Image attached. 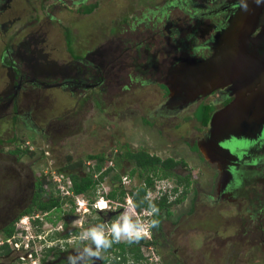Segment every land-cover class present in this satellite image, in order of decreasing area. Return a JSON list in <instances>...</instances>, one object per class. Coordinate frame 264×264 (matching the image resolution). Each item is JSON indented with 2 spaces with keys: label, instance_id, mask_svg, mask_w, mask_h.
I'll list each match as a JSON object with an SVG mask.
<instances>
[{
  "label": "rangeland",
  "instance_id": "374dc122",
  "mask_svg": "<svg viewBox=\"0 0 264 264\" xmlns=\"http://www.w3.org/2000/svg\"><path fill=\"white\" fill-rule=\"evenodd\" d=\"M47 1L52 3L56 0H45V3ZM61 1L73 5V10H63L60 1L56 2L54 15L59 22L53 24L55 29L53 26L52 30L55 33L50 44L57 46L59 55L65 52L68 55V46L72 54L79 51L85 53L102 42L125 34L121 20L127 16H136L138 19L147 12V17L153 20L159 15L155 11L171 2L131 0L127 3L126 0H103L91 12L88 11L91 6L84 8L89 12L87 15L77 10V0ZM85 1L93 3L95 0ZM40 2L42 0H35L38 7ZM65 23L67 25H63ZM114 26L118 31L113 30ZM63 28L72 31L74 35L69 42L68 39L66 42V36L62 33ZM125 28L127 29L126 26ZM185 44L189 46V42ZM176 50L177 46H174L172 51ZM123 76L125 82L117 84L111 80L104 86L98 93V103L90 99L89 91L71 94L60 89L40 90L35 97L29 95V99L32 96L35 104L32 109L34 124L19 123L15 127L11 125L10 115L1 118L0 240L4 239L1 233L3 226L30 203L35 180L44 171L46 173L49 167L57 168L79 161L85 165L89 155H101L103 159H107L104 163L108 164L113 159L117 166L107 178L111 188H119L118 177L127 174L132 176L131 186L138 188L145 174L142 173L141 176V170L135 169L136 165L125 157V152L144 150L163 159L172 157L180 160L182 163L177 166V170L182 175L191 174L192 185L186 199L171 206L170 215L162 222L164 237L167 235L171 239L170 247L165 244L164 237H161L158 230L151 226L147 230L148 226L145 225V231L152 238V230L160 245L158 248L152 245V249L146 248L143 251L145 259L142 264H163L165 260L168 264H264V210L257 218L249 221V214L243 212L240 204H213L207 198L208 193L216 194L217 176L215 166L202 159L200 153L192 147L194 140L201 137L205 130L195 116L197 103L179 113L155 115V111L164 102L160 87L152 84L141 86L136 81L126 86L127 73ZM85 96L88 99L84 100ZM148 119L150 122L145 121ZM34 126L42 129L44 134L36 131ZM15 136L18 140L12 142L11 139ZM17 148L28 151L18 157L11 153ZM48 188L52 190L49 192L60 195L54 187ZM101 190L104 191L97 188L95 194L86 197L93 201L100 196ZM104 206L102 205L103 208ZM71 209L64 206L58 211L54 210L45 217L42 224L32 222L29 229H23L24 234H16L19 247L15 243L11 244L10 252L6 257L0 258V264H48L65 259L78 246L72 244L69 251L63 249L56 257L55 252L53 255L47 253L45 247L55 245L61 248L65 244L63 238L50 239L53 231L65 233L79 228V235L82 229L93 224L106 226L104 218L108 213L105 211L92 210L84 219L77 215L72 220L73 211H68ZM67 216L68 221L64 218ZM65 220L69 223L68 228L63 226ZM46 221L48 224L44 223ZM143 223L146 224L144 221ZM61 225L60 229H56ZM73 238L68 240L69 244ZM52 239L55 241H51ZM145 239L150 240L146 236ZM177 254L179 259L176 258ZM101 257L103 259L102 254ZM101 259L90 261V264H99Z\"/></svg>",
  "mask_w": 264,
  "mask_h": 264
},
{
  "label": "flooded vegetation",
  "instance_id": "af4514ba",
  "mask_svg": "<svg viewBox=\"0 0 264 264\" xmlns=\"http://www.w3.org/2000/svg\"><path fill=\"white\" fill-rule=\"evenodd\" d=\"M57 1H60L63 10H73V5L61 0L52 3L48 1L45 3V0H42L39 7L35 4V0H25L24 2L21 0H0V120L10 115L11 125L15 127L19 126V123L34 124L32 109L35 104L32 96L29 99V95L35 97L40 90L47 91L49 89L66 90L71 94L89 91L90 99L98 103V93L111 80L117 84L125 82L123 80L124 73H127L128 77V82L124 84L126 86L136 81L141 86L152 84L160 87L162 95L164 94V102L155 111V115L179 113L184 109L168 107L166 104L169 97V88L166 82L170 80L172 70L186 59L210 57L214 53L215 35L227 26L228 19L236 10L230 0H171L155 11L159 15L153 20L147 17V12L138 19L136 16L132 18L127 16L122 19L121 25H124L122 30L125 32L123 35L102 42L85 53L79 51L77 54H72L70 47L66 44L69 50L68 55L66 52L59 55L57 46L50 44V39L54 37L53 33H55V30H52L53 26L55 22H59L54 15ZM102 1L95 0L93 3H86L85 0H77L76 3L79 5L77 10L88 15V11L92 10L85 11L84 8L94 6L96 9ZM130 1L126 0L125 2L130 3ZM122 5L124 6V4ZM262 24H264V16ZM63 25H67V23ZM63 29L66 30L62 32L64 37L66 36V42L67 39L69 42L74 35L72 31ZM113 30L118 31L115 26ZM122 30L119 29V31ZM186 42H189V46H186ZM174 46H177V50L173 52ZM233 98L234 95L230 94L228 87L219 88L195 102L197 103L196 110L202 103L213 105L212 117L216 111L229 104ZM83 99L88 98L85 96ZM145 121L150 122V119ZM209 124L207 127L201 124V127L205 129L204 134L194 140L192 147L197 145L199 148L198 144L207 138ZM34 128L44 134L42 129L39 130L36 126ZM243 143L246 144L244 148H248L247 152L241 153L239 170L233 171L236 173V178L232 182V186H228L225 190L219 189L221 176L219 165L225 161L212 163L204 158L200 150L193 149L200 153L202 159L216 168V194L208 193V200L213 204L221 202L240 204L241 207H244H242L243 212L249 214L248 219L251 221L264 210V140L261 141V138H258L252 142ZM175 169L177 170V167ZM178 173L180 172L178 171ZM33 187L35 189L34 184ZM47 213L49 215L52 212ZM244 213L243 215H245ZM68 216L71 217V215ZM68 216L64 217L67 221ZM76 216L74 215L71 219L75 220ZM108 218L115 220L116 217H111L108 214L104 221ZM37 220L43 221L37 218L33 223L38 222ZM66 220L63 226L68 228L69 223L67 224ZM76 229L79 230V228H75L65 232L70 236L67 242L61 245L60 254L63 249L69 251L72 244V246H79V235ZM85 229H82L81 232ZM50 231L51 229L48 230L49 233ZM56 231L58 232V230ZM54 233L56 232L53 231L50 239L54 238ZM151 233L153 236L151 239L157 240V245L154 246L158 248L160 241L154 237L152 230ZM162 233L161 237H164V232ZM72 236L76 239L69 244L68 240ZM164 240L165 244L170 247L171 239L166 235ZM121 241L127 240L122 239ZM53 247L58 246L50 245L44 249L53 255L54 249L49 252L46 250ZM101 254L103 259L99 264H102L107 256H110L107 264H112L113 252L107 253L106 250H103ZM6 255L1 254L0 258H4ZM178 257H180L179 254L176 255L177 259H179ZM63 260L66 261L65 264H68L66 258ZM60 261L58 259L48 264H61ZM178 261L176 260V262ZM114 262V264L137 263L132 257L123 259L121 256L116 257ZM163 264H168L167 260L163 261Z\"/></svg>",
  "mask_w": 264,
  "mask_h": 264
},
{
  "label": "water",
  "instance_id": "95a60500",
  "mask_svg": "<svg viewBox=\"0 0 264 264\" xmlns=\"http://www.w3.org/2000/svg\"><path fill=\"white\" fill-rule=\"evenodd\" d=\"M230 3L236 10L215 35L214 53L206 59H186L166 82V104L172 108L184 109L219 88L228 87L234 95L213 114L208 136L198 144L205 159L225 161L219 165V189L224 190L232 186L241 153L247 152L243 142L264 140V2Z\"/></svg>",
  "mask_w": 264,
  "mask_h": 264
},
{
  "label": "trees",
  "instance_id": "16d2710c",
  "mask_svg": "<svg viewBox=\"0 0 264 264\" xmlns=\"http://www.w3.org/2000/svg\"><path fill=\"white\" fill-rule=\"evenodd\" d=\"M94 9V6H92L89 10ZM214 110V106L210 104L202 103L198 109L195 111V116L197 120L202 124V126L207 127L211 114ZM18 140V137L15 136L11 139L12 142H15ZM1 141V140H0ZM29 145V144H28ZM29 148V147H28ZM195 150L199 151V148L197 145H194L193 147ZM28 150H21L20 148H17L16 150L11 151V153L17 155L20 157L23 153H26ZM125 157L134 162L136 165L135 169L141 170V176L142 173H144V178L148 181L150 184L152 182V179L149 177V174L151 172L159 173L162 176L169 177V176H176V181L179 184H183L185 186V190L179 198L174 200L173 202H168L167 198H163L159 202L152 203L155 205V207L158 209L157 213H154L153 219H156L159 221L158 227H153L152 229H156L161 233V236H163V228H162V222L163 220L168 217L171 213V206L174 204L181 203L184 201L187 197V194L189 192V188L192 185L191 180V174L188 175H182L178 173V171L175 169L177 166H179L182 162L180 160H176L175 158L169 157V158H161L160 156H157L155 154H150L147 151L139 150V151H132L127 150L125 152ZM88 159H93L97 161L96 171H99L103 164H106L104 162H107V159H103L101 155H89ZM103 162V163H102ZM51 166V165H50ZM56 169L59 173H63L66 176H69L73 180V190L77 194H84V195H91L95 194V191H97L98 185L101 183V181L104 179V176L107 174H110L114 167L109 168L102 172L99 177H95L93 173H87L85 172V166L84 163L79 161L78 163H68L63 164L60 167H49V172H51L52 169ZM117 168V166H115ZM41 174L37 180H35L34 185L35 189L31 198V202L22 210L20 211L7 225L3 227L1 230V233L4 236V239H7L11 236H13L16 233V226L15 223L21 219L23 216L32 214V213H45V212H53L58 211L63 208V205L65 204L66 199H64L60 195H55L52 192L50 188L47 189V187H54L52 182V175L50 173ZM134 172L132 171V174ZM118 176H115L117 178ZM120 177H118L119 179ZM134 198L135 206L138 210H141L143 207H149V203L145 198L146 194V188L145 187H138L135 192H131ZM126 195L124 189L120 188H114L109 193V197L112 199H118L120 201H124V196ZM37 211V212H36ZM68 211H73L68 210ZM49 220H52L49 218ZM35 224H42L43 222H40L37 220ZM53 221V220H52ZM76 232L78 233L79 230L76 229ZM69 233H61L56 232L53 234L54 238H63L65 240V243L67 242V239L69 237ZM154 237H157L154 233ZM111 239V237H109ZM157 240H146L145 237H141L139 240H135L133 242L128 241H119L115 243L112 242L111 246L106 249L107 253L113 252L114 260L112 261V264H114L116 257L121 256L123 259H127L129 257H132V259L139 263L142 262L145 259V256L143 254L142 247L148 246V245H156ZM55 250L56 256H59L61 249L58 247L48 248L46 249L48 252ZM10 244L5 243L0 247V255L1 254H8L10 252ZM110 260V256L105 257L102 264H107ZM65 260H61V264H65Z\"/></svg>",
  "mask_w": 264,
  "mask_h": 264
},
{
  "label": "built area",
  "instance_id": "2783aa9c",
  "mask_svg": "<svg viewBox=\"0 0 264 264\" xmlns=\"http://www.w3.org/2000/svg\"><path fill=\"white\" fill-rule=\"evenodd\" d=\"M85 172L87 173H93L95 177H99L102 172L109 168H113L112 171L116 170L113 159L109 160L108 164H105L101 167L99 171H96L97 162L93 159H88L85 162ZM111 171V172H112ZM49 172V169L46 170V173ZM52 175V182L54 189L57 190V192L62 196L64 199H66L65 204L63 205L69 208L73 209L74 215H80L81 217H85L86 214L92 212V210L95 211H105L109 214V216H117L120 213H123L125 211H128L130 214L133 215V217H139L142 221H144L148 226L147 230L150 229V224L153 218L154 213L151 211L149 207H143L141 210H138L134 203V198L131 192H135L137 188H134V185L131 186L132 183V176L127 175H121L120 178L117 180L119 188L124 189L126 195L124 196V201H120L118 199H112L108 195L111 192L112 189L111 185L108 182V177L110 174H107L104 176V179L101 181V183L98 185V188H102L104 191L101 190L100 196L96 197V199H93L91 201L89 198L86 197L84 194H77L73 190V180L66 176L63 173H59L56 169H52L51 172H49ZM150 178L152 179V182L149 184L146 179H143V181L140 183V186H143L146 188V194L145 198H147V201H151L152 203L159 202L163 198H167L168 202H173L180 196H182L185 186L183 184H179L176 181V178L174 177H163L159 174L151 173ZM102 205H105V208H102ZM71 209V210H72ZM75 210V211H74ZM122 211V212H121ZM48 213H32L23 216L21 219H19V222L16 223V233L7 238L0 240V247L5 244L9 243L10 245L15 243L16 247H19V242L15 239L16 234L22 235L24 234L23 229H29L30 225L34 220L39 218L40 220L45 221V216ZM115 220H111L108 218V220H105V228L106 230L109 228V226L112 224V222ZM48 224V222H44ZM34 224V223H33ZM20 227V228H19ZM62 225L57 227V229H60ZM59 231V230H58ZM144 237H148L151 240L150 235L147 231H145ZM74 237V236H72ZM71 240V238L69 239ZM75 240V237L73 238ZM72 240V241H73ZM26 245H29L28 242H26ZM146 248L152 249V245L143 246L142 250L145 251Z\"/></svg>",
  "mask_w": 264,
  "mask_h": 264
},
{
  "label": "clouds",
  "instance_id": "9594fccd",
  "mask_svg": "<svg viewBox=\"0 0 264 264\" xmlns=\"http://www.w3.org/2000/svg\"><path fill=\"white\" fill-rule=\"evenodd\" d=\"M256 2L261 3L264 0H256ZM148 203L151 211L157 213L158 209L155 205L151 201H148ZM150 226L158 227L159 221L153 219ZM145 227L139 217H133L128 211L121 213L107 230L103 224H93L80 232L79 246L68 254L66 257L67 262L68 264H90V261L99 260L102 258V251L108 249L113 241L119 242L122 239H126L128 242H133L139 240L145 234Z\"/></svg>",
  "mask_w": 264,
  "mask_h": 264
},
{
  "label": "bare ground",
  "instance_id": "6f19581e",
  "mask_svg": "<svg viewBox=\"0 0 264 264\" xmlns=\"http://www.w3.org/2000/svg\"><path fill=\"white\" fill-rule=\"evenodd\" d=\"M105 207V206H104ZM103 208V207H102ZM104 209V208H103Z\"/></svg>",
  "mask_w": 264,
  "mask_h": 264
}]
</instances>
